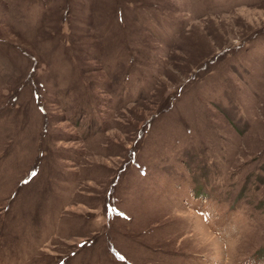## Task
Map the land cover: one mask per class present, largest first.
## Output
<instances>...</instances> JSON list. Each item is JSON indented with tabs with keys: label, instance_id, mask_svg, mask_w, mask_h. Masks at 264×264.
Segmentation results:
<instances>
[{
	"label": "rangeland",
	"instance_id": "374dc122",
	"mask_svg": "<svg viewBox=\"0 0 264 264\" xmlns=\"http://www.w3.org/2000/svg\"><path fill=\"white\" fill-rule=\"evenodd\" d=\"M0 264H264V0H0Z\"/></svg>",
	"mask_w": 264,
	"mask_h": 264
},
{
	"label": "snow or ice",
	"instance_id": "6c2138e0",
	"mask_svg": "<svg viewBox=\"0 0 264 264\" xmlns=\"http://www.w3.org/2000/svg\"><path fill=\"white\" fill-rule=\"evenodd\" d=\"M33 175H34V173H33Z\"/></svg>",
	"mask_w": 264,
	"mask_h": 264
}]
</instances>
